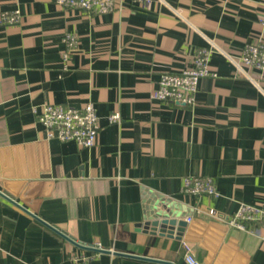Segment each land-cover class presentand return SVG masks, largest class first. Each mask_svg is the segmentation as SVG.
I'll use <instances>...</instances> for the list:
<instances>
[{"label": "crops", "instance_id": "obj_1", "mask_svg": "<svg viewBox=\"0 0 264 264\" xmlns=\"http://www.w3.org/2000/svg\"><path fill=\"white\" fill-rule=\"evenodd\" d=\"M15 9L19 21L0 22V190L110 252L74 244L0 194V264H71L73 254L187 264L184 240L203 264H264V228L228 223L242 202L264 200V70L233 60L264 36V0H116L106 13L0 0V15ZM67 32L79 43L65 62ZM203 48L217 74L201 78L193 104L153 97L163 72ZM88 101L93 146L48 136L45 103ZM188 175L213 177L219 195L184 193ZM159 211L187 221L180 238L144 228Z\"/></svg>", "mask_w": 264, "mask_h": 264}, {"label": "built area", "instance_id": "obj_2", "mask_svg": "<svg viewBox=\"0 0 264 264\" xmlns=\"http://www.w3.org/2000/svg\"><path fill=\"white\" fill-rule=\"evenodd\" d=\"M56 1L67 9H79L92 13H106L116 7V0ZM19 19V9L4 11L0 15V22L5 24L15 23ZM63 39L66 45L63 57L64 61L67 62L70 53L77 48L79 38L76 33L67 32ZM211 52V49H200L193 55L192 63L180 72H163L158 81V86L153 92V97L166 102L193 104L201 78L217 74L212 72L209 67ZM233 60L237 66L244 64L250 68L264 70V36H259L258 39L248 42L240 58ZM246 74L251 80L257 82L254 75L249 72ZM38 119L46 127L50 138L56 137L62 141L75 140L84 147H91L97 141L99 116L93 101L85 102L81 107L48 102L38 112ZM109 119L112 122H118L121 115L116 111L110 114ZM182 191L199 197L202 195H219L214 178L203 175L186 176ZM228 223L240 229H246L248 223H259L264 228V200L256 204L242 202L237 211L229 218ZM93 246L104 249V246L99 242ZM183 246L187 264H203L197 257L192 244L184 240ZM82 258L86 259L85 256L73 254L71 264H81ZM84 263L86 264V262Z\"/></svg>", "mask_w": 264, "mask_h": 264}, {"label": "water", "instance_id": "obj_3", "mask_svg": "<svg viewBox=\"0 0 264 264\" xmlns=\"http://www.w3.org/2000/svg\"><path fill=\"white\" fill-rule=\"evenodd\" d=\"M0 194L3 195L5 198L9 199L10 201L14 202L16 205L19 207L23 208L26 210L28 213L33 215L35 218L46 224L48 227L51 229L55 230L74 244L81 246V247H86L90 249H98L96 247L89 246L85 244L84 242H81L77 240L75 237L71 236L66 230L62 229L59 225L53 224L50 222L45 221L43 218H41L39 215L35 214L34 212L30 211L27 207L23 206L20 202L15 200L13 197L9 196L7 193H5L3 190H0ZM187 225V221L182 219V218H177L176 216H173L172 214L164 213V212H155L149 220H146L144 223V228L147 229L148 231L151 230L152 232L159 231L161 234H176L177 237H181L183 234V231L185 230V227ZM102 251H107L110 252L108 249H99ZM119 254H125L122 252H115ZM126 255H131V254H126ZM137 256V255H133ZM141 258H146V259H151L149 257H144V256H137Z\"/></svg>", "mask_w": 264, "mask_h": 264}]
</instances>
